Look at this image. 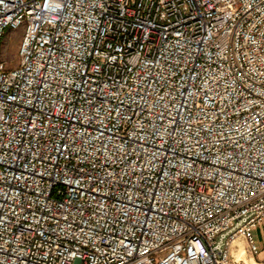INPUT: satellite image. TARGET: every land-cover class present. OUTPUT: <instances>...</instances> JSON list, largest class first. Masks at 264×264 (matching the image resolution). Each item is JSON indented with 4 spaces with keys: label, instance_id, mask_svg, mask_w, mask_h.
<instances>
[{
    "label": "built area",
    "instance_id": "built-area-1",
    "mask_svg": "<svg viewBox=\"0 0 264 264\" xmlns=\"http://www.w3.org/2000/svg\"><path fill=\"white\" fill-rule=\"evenodd\" d=\"M19 28L0 264H264V0H0Z\"/></svg>",
    "mask_w": 264,
    "mask_h": 264
},
{
    "label": "rangeland",
    "instance_id": "rangeland-1",
    "mask_svg": "<svg viewBox=\"0 0 264 264\" xmlns=\"http://www.w3.org/2000/svg\"><path fill=\"white\" fill-rule=\"evenodd\" d=\"M22 33V28L10 30L0 40V59L5 60L8 67H14L18 64L17 50Z\"/></svg>",
    "mask_w": 264,
    "mask_h": 264
},
{
    "label": "crops",
    "instance_id": "crops-1",
    "mask_svg": "<svg viewBox=\"0 0 264 264\" xmlns=\"http://www.w3.org/2000/svg\"><path fill=\"white\" fill-rule=\"evenodd\" d=\"M254 240L258 246V252L256 254H251L247 248L244 241L240 242L243 245L245 256L244 258H249L253 262H264V218L260 224H258L253 230ZM239 248V244H238Z\"/></svg>",
    "mask_w": 264,
    "mask_h": 264
},
{
    "label": "bare ground",
    "instance_id": "bare-ground-1",
    "mask_svg": "<svg viewBox=\"0 0 264 264\" xmlns=\"http://www.w3.org/2000/svg\"><path fill=\"white\" fill-rule=\"evenodd\" d=\"M233 255L236 260L244 258L242 256H245V251L241 243H239V248L236 250V253H233Z\"/></svg>",
    "mask_w": 264,
    "mask_h": 264
}]
</instances>
